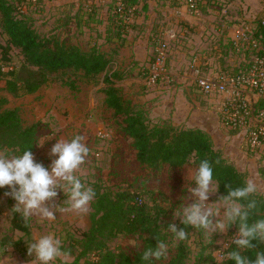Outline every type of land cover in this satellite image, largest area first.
<instances>
[{
	"label": "rangeland",
	"instance_id": "obj_1",
	"mask_svg": "<svg viewBox=\"0 0 264 264\" xmlns=\"http://www.w3.org/2000/svg\"><path fill=\"white\" fill-rule=\"evenodd\" d=\"M119 1L23 0L19 2V5L23 4L22 11L29 16L41 37L56 38L59 42L76 45L83 51L98 48L108 54L113 64H109L102 74L95 77H85L82 72L70 70L58 72L51 76L49 82L35 94L28 96L13 97L0 91V98L4 100L1 109H17L24 126H37L34 160L41 163L46 169H49L52 160L57 158L49 156L50 149L57 140L70 141L76 135L83 136L84 143L89 147L90 153L85 163L75 174L80 177L83 183L93 189L97 186L107 193L122 190L136 193L141 196L148 207L152 208L154 212H158L159 226L165 237V243L168 245L167 257H162L159 264H168L175 257L180 242L175 241L173 234L168 232L167 228L169 224H175L179 228L180 218L174 219V212L193 202L188 189L195 187L192 176L196 168L191 162L177 169L164 165L158 171L140 165L136 161V152L132 147V141L122 133L114 121L113 112L107 109L104 104V90L107 87L104 84V78L112 77L116 73L121 76L122 80H117L114 84L125 99L133 105L145 109L151 121L155 122L161 118L156 115L157 113L149 110L148 106L146 107L149 111L144 107L147 104V102L143 104L144 100L146 101L144 97L139 98L145 89L150 88L146 85V72L153 59L158 38L154 35L157 34L158 29L154 30L153 27L149 35V27L145 30L137 25L138 21L140 22V19L144 17V13L132 9L128 23L136 24L134 25L135 29L134 31L128 30L123 44L120 45V42L115 39L107 42H105V38L103 39L107 12L109 9L113 12V7ZM183 1L185 9L193 15L190 14L194 17L195 23L189 27L181 22L178 29L186 31L185 28H189L188 31L191 33H202L208 39L220 36L222 56L231 58L234 62L232 65H226L225 60L220 59L222 60L221 71L241 66L249 60L253 24L264 20V5L260 0H196L197 7L194 10L188 7L186 0ZM204 1L206 5H203ZM204 6H207V9ZM95 9L98 10L96 12L98 18L102 20L99 21L100 23H89L87 26L82 25L79 28L73 22V16L77 10L90 12ZM68 16L69 18H67ZM247 27L250 29L246 33L248 41L241 42L236 47L232 41L235 32L247 29ZM171 29L173 30V28ZM160 33L164 34V31ZM262 40L264 42V37ZM5 42L6 37L0 29V46H5ZM146 42L148 51L146 50L144 54L140 53L138 47L143 50ZM143 43L145 44L142 45ZM135 54L142 58L145 54L147 55L140 62L134 59ZM8 58L9 62H3L0 50V65L4 72L11 71L13 68L17 70L22 65V57L17 49L9 50ZM139 63L142 65L138 66ZM134 64L137 65V68ZM130 66L135 69L129 72L127 68ZM221 73L225 72L218 74ZM214 97L216 98V96ZM42 142H44L42 146L37 145ZM257 153L258 156L262 154L264 158V148H261ZM230 158L237 166H243L241 157L233 153ZM251 180L256 183L257 192L264 197V182L255 178V175ZM213 184L215 185V183ZM6 191H9L7 186L0 189V249L10 244L11 247L5 252H0V264H31L34 257L27 254L26 242H33L40 236L53 234L61 239L62 245L69 246L72 240L79 239L80 234L89 227V218L92 213L91 204L87 214L66 210L69 207L65 203L67 195L57 189L58 195L54 201L59 206L55 213L56 219L48 221L42 220L39 216L31 217L28 221L30 236L26 237L12 229V221L22 217L18 213L9 215L15 201L4 195ZM219 197L217 192L210 194L206 203H213ZM223 211L221 209V212ZM213 222L215 223V218H213ZM233 230L232 224L224 233H213L210 242L206 239L203 230L191 227L188 231V238L183 243L187 252L185 264L196 262L216 264L222 256H226L228 253L232 239L237 233V230ZM142 237L140 234L120 235L109 241L108 248L116 255L125 254L132 258L142 248ZM15 243L18 245L15 246ZM227 245L228 247H226ZM95 256V254H91L89 260H94ZM73 259L69 255L62 256L53 264L69 263Z\"/></svg>",
	"mask_w": 264,
	"mask_h": 264
},
{
	"label": "trees",
	"instance_id": "obj_2",
	"mask_svg": "<svg viewBox=\"0 0 264 264\" xmlns=\"http://www.w3.org/2000/svg\"><path fill=\"white\" fill-rule=\"evenodd\" d=\"M22 1L0 0V29L6 37L5 46H0L2 60L9 62L8 52L15 48L23 61L19 69L13 68L8 72H4L0 65V91L13 97L28 96L35 94L58 72L70 70L82 72L85 77H95L102 74L111 64L108 54L98 48L83 51L76 45L59 42L56 38L41 37L29 16L22 11L23 4L19 5ZM139 1L120 0L122 6L120 11L118 3L113 7V12L111 9L108 10L104 22L105 42L115 39L121 45L128 30L134 31L136 24L128 23V18L132 15V9L141 12L142 8L139 10L136 7ZM96 12H98L96 9L90 12L77 10L73 22L79 28L89 23H100L102 20L98 18ZM261 22L253 24L252 40L256 41L257 47H249V60L241 66L226 68L228 71L221 72L228 75L246 72L253 59L261 55V49L264 48L262 42L264 25ZM117 80L122 79L116 73L112 77L104 78V84L107 86L104 90V104L113 112L114 121L122 133L132 141L136 161L140 165L158 171L164 165L177 169L191 162L197 169L199 163L207 159L212 165L213 183H219L217 190L219 196L227 195L228 189L225 188V184L233 189L244 186L247 180L246 173L239 171L213 147L206 132L173 126L169 119L151 121L145 109L125 99L114 84ZM3 102L4 100L0 98V150L6 151L9 156L22 155L25 150L34 154L37 126H24L19 111L1 109ZM257 107L264 109V98L258 101ZM94 190L96 196L91 202L92 213L88 229L80 234L79 239L72 240L69 246L62 245V251H66L74 259L69 263L58 264H80L81 261L82 264H148L141 260L143 251L149 247L155 248L158 240L165 242L159 226L158 212L148 207L136 193L127 190L107 193L97 186ZM249 199L257 201V209L250 214L248 220L251 224L255 220L264 219V197L257 192ZM11 226L14 231L26 237L30 236L29 224L25 226L22 218L13 220ZM233 227L238 231V224H233ZM181 228L188 233L191 226L180 224L178 229ZM134 234L143 236L141 238L143 245L132 258L125 254L116 255L109 250V241L120 235ZM185 241H180L175 257L168 264H185L187 259L183 244ZM251 243L255 247L240 253L242 257L249 259L250 264L255 260L256 252L264 253V242L253 240ZM14 245L17 246L18 243ZM236 250V245L231 243L228 252ZM91 254L96 255L94 260H89ZM161 260L162 258L159 261H152L151 264H159ZM225 264H235V261L227 259Z\"/></svg>",
	"mask_w": 264,
	"mask_h": 264
},
{
	"label": "clouds",
	"instance_id": "obj_3",
	"mask_svg": "<svg viewBox=\"0 0 264 264\" xmlns=\"http://www.w3.org/2000/svg\"><path fill=\"white\" fill-rule=\"evenodd\" d=\"M84 140L81 135H76L70 141L57 140L49 152V156L57 158L52 160L49 169L36 162L31 151L25 150L22 155L9 156L6 151L0 150V189L7 186L9 191L4 195L15 201L9 215L20 214L25 226L33 216H39L42 220H55L59 207L54 202L58 195L57 189L67 195L65 203L69 207L66 210L87 214L96 193L75 174L90 153ZM43 143L37 145L42 146ZM192 180L195 187L188 191L193 202L176 210L174 219L179 217L181 224L203 230L210 242L213 233H224L229 225L238 224V231L232 239L237 250L228 252L226 258L234 260L235 264H250L249 259L242 257L240 253L255 247L251 243L253 240L264 242V219L248 223L250 214L257 209V201L249 199L258 191L256 183L248 179L243 187L235 189L225 184L227 195L220 196L213 203H206L210 194L216 193L219 187V183L213 184V169L209 160L204 159L199 163ZM221 209L224 211L221 212ZM167 231L173 234L177 242L188 238V233L183 228L178 229L175 224H169ZM26 243L27 254L34 257L31 264H53L58 258L68 255L66 251H62L61 239L53 234L43 235ZM10 247L11 244L0 249V252H5ZM167 254L168 245L158 240L155 248L149 247L143 251L141 260L151 264L152 261L166 258ZM251 264H264V253L256 252V258Z\"/></svg>",
	"mask_w": 264,
	"mask_h": 264
},
{
	"label": "crops",
	"instance_id": "obj_4",
	"mask_svg": "<svg viewBox=\"0 0 264 264\" xmlns=\"http://www.w3.org/2000/svg\"><path fill=\"white\" fill-rule=\"evenodd\" d=\"M203 5H206L205 1ZM136 7L139 10L142 8L141 12L144 13V17L140 19V22L138 21L137 25L145 30L149 27V35L153 27L154 30L158 29L154 36L162 35L168 44L166 60L168 76L158 85L148 86L150 88L142 92L139 98L146 99L143 102V104L147 102L144 107L147 109L146 106H148V109L157 113V116H161V119H169L173 126L206 132L211 138L213 147L219 150L239 171L246 173L247 180L255 175V178L264 182L262 180L264 179L262 154L258 156L259 150L251 151L245 147L242 132H231L221 125L219 98L204 95L195 85L197 74L213 80L221 72L222 60L220 59L223 58L226 65L234 63L231 58L222 56L220 36L208 39L202 33H191L188 31L189 28H185L186 31H180L179 23L182 22L189 27L195 23L193 15L190 13L191 16L185 9L183 0H140ZM204 7L207 9V6ZM167 30H170V35ZM161 31H164V34L160 33ZM145 48L141 50L138 47L139 52L143 54L146 52L147 42ZM146 55L142 58L135 54L134 59L142 62ZM137 65H135L136 68ZM127 69L130 72L135 68L130 66ZM149 115L151 117V114ZM233 153L242 158L241 168L230 158Z\"/></svg>",
	"mask_w": 264,
	"mask_h": 264
},
{
	"label": "built area",
	"instance_id": "obj_5",
	"mask_svg": "<svg viewBox=\"0 0 264 264\" xmlns=\"http://www.w3.org/2000/svg\"><path fill=\"white\" fill-rule=\"evenodd\" d=\"M186 2L190 9H196V0ZM260 2L264 5V0ZM117 5L120 11L122 8L120 1ZM261 24L264 25V20ZM247 31H250L248 27L235 32L232 41L236 47L241 42L248 41ZM250 45L253 48L257 47L256 41L253 40ZM153 54L146 72L148 86H156L168 76L166 67L168 44L162 35L157 38ZM195 85L204 95L219 98V121L226 130L242 132L246 148L253 151L264 148V109L257 107L258 101L264 98V48L261 49V55L253 59L246 72L237 75L221 73L213 80L197 74ZM226 259L224 255L216 264H225Z\"/></svg>",
	"mask_w": 264,
	"mask_h": 264
}]
</instances>
